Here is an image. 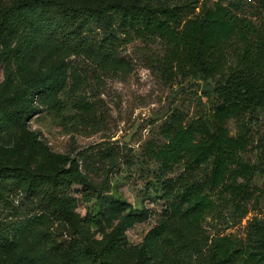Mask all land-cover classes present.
<instances>
[{
    "label": "rangeland",
    "instance_id": "obj_1",
    "mask_svg": "<svg viewBox=\"0 0 264 264\" xmlns=\"http://www.w3.org/2000/svg\"><path fill=\"white\" fill-rule=\"evenodd\" d=\"M20 1L0 0V20L5 10ZM77 1L128 6L137 0ZM261 1L226 0L224 5L258 23ZM170 2L184 5L183 14L191 18L200 11L197 8L193 13L194 6L206 2L214 7L218 0ZM119 22L116 17L115 26ZM111 25L106 20L92 23L82 35L103 43L110 40ZM21 31L15 27L0 46V118L11 122V127L0 129V169L38 170L66 180L69 164L46 161L29 141L36 137L52 151L75 159L89 190L74 186L73 197L61 214L26 188L0 189V261L11 262L28 254L32 264H41L44 257L52 264H63L64 251L66 263L69 250L79 248L87 256L88 251L112 240L118 252L116 264H215L218 244L226 239L235 253L230 264H264L261 109L227 122L230 135L243 136L249 143L241 157L254 168V174L248 181H238L245 195H233L223 186L208 187L211 161L188 168L185 160L167 170L149 154V147L166 143L162 126L173 116L185 123L202 121L214 130L215 109L221 103L215 89L237 66L235 40L225 50L223 73L207 78L192 68L180 71L170 58V48L158 37L140 38L132 33L126 38L119 29L115 31L116 44L109 54L127 63L118 71L102 70L85 54L62 50L44 37L24 51L26 67L39 77L52 76L54 86L27 104L22 100L23 80L17 63ZM83 103L90 109H84ZM186 182L200 184L211 206L200 212L183 200ZM15 225L28 226L29 233L15 239ZM163 225L170 227V233L147 241V235Z\"/></svg>",
    "mask_w": 264,
    "mask_h": 264
},
{
    "label": "trees",
    "instance_id": "obj_2",
    "mask_svg": "<svg viewBox=\"0 0 264 264\" xmlns=\"http://www.w3.org/2000/svg\"><path fill=\"white\" fill-rule=\"evenodd\" d=\"M170 1L173 0H137L128 6H95L81 4L77 0H22L2 13L0 46L14 34L15 27L22 28L17 63L23 80L22 100L31 104L36 96L51 90L55 82L52 76L39 77L26 67L24 51L34 47L35 43L39 44L44 37L62 50L67 48L72 53L85 54L105 71H118L127 66L123 59L109 54L116 44L114 33L118 29L126 38H130L132 33L140 38L158 37L170 48V58L177 63L180 71L192 68L207 78L223 73L226 65L225 50L235 40L239 46L235 55L237 66L215 89L221 103L215 109L214 130L202 121L185 123L182 118L173 116L162 126L166 143L149 147V154L167 170L185 160L189 164L188 168L211 161L212 171L206 181L207 186H223L233 195H245L247 191L238 181H248L254 174V168L241 157L249 143L243 136L230 135L227 122L257 108L264 112V0L260 2L258 23L224 5L226 0H218L214 7L207 6L206 2L199 6L197 1L193 13L197 8L200 11L191 18L183 14L184 5L172 6ZM116 17L120 20L117 26L114 23ZM103 20L114 24L111 25L110 40L93 43L82 35L87 26ZM83 104L84 109H90L88 103ZM27 116L25 114L21 119ZM7 126L11 127V122L1 117L0 129ZM29 141L38 148L46 161L69 164L67 179L60 180L38 170L4 167L0 169V189L26 188L27 193L41 197L45 206L65 214L67 202L73 197V187L81 186L83 191H88L89 183L83 178L75 159L52 151L39 143L36 137L29 138ZM51 181L52 188L47 189ZM182 187V199L193 208L201 212L211 206L210 199L202 195L200 184L186 182ZM103 204L106 205L107 201L103 200ZM173 210H179L176 202ZM35 222L33 219L32 225ZM13 231L16 239L29 233V227L15 225ZM166 233H170L169 226L156 227L147 235V241H157ZM111 241L98 250L88 251L87 256L79 248L69 250L66 263L64 251L63 264H116L114 261L118 252ZM227 241L222 239L219 242V260L215 264L232 262L235 253H231L232 244ZM30 262L28 254H20L16 260H2L0 264H32ZM40 262L52 264L47 257Z\"/></svg>",
    "mask_w": 264,
    "mask_h": 264
},
{
    "label": "water",
    "instance_id": "obj_3",
    "mask_svg": "<svg viewBox=\"0 0 264 264\" xmlns=\"http://www.w3.org/2000/svg\"><path fill=\"white\" fill-rule=\"evenodd\" d=\"M203 89H204V90H212V91H214L213 87H207V86H204ZM155 117L160 118L161 115H157V114H155ZM126 141H129V138H127Z\"/></svg>",
    "mask_w": 264,
    "mask_h": 264
}]
</instances>
